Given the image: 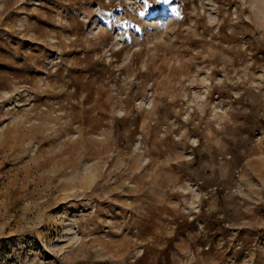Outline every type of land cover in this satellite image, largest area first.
Listing matches in <instances>:
<instances>
[{"label":"rangeland","instance_id":"rangeland-1","mask_svg":"<svg viewBox=\"0 0 264 264\" xmlns=\"http://www.w3.org/2000/svg\"><path fill=\"white\" fill-rule=\"evenodd\" d=\"M0 264H264V0H0Z\"/></svg>","mask_w":264,"mask_h":264},{"label":"snow or ice","instance_id":"snow-or-ice-1","mask_svg":"<svg viewBox=\"0 0 264 264\" xmlns=\"http://www.w3.org/2000/svg\"><path fill=\"white\" fill-rule=\"evenodd\" d=\"M164 2H167V0H164Z\"/></svg>","mask_w":264,"mask_h":264}]
</instances>
